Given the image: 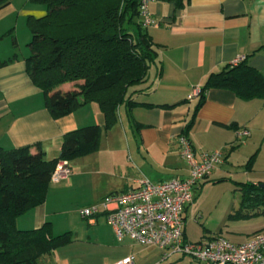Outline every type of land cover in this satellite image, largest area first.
<instances>
[{"label": "crops", "instance_id": "0c3cea01", "mask_svg": "<svg viewBox=\"0 0 264 264\" xmlns=\"http://www.w3.org/2000/svg\"><path fill=\"white\" fill-rule=\"evenodd\" d=\"M148 11L154 23L146 32L157 45L160 73L150 88L133 96L137 104H122L108 116L97 102L89 101L53 117L26 72L28 50L21 47L30 39L25 19L43 16L45 7L9 0L0 8V59L5 61L0 66V147L29 146L33 152L38 146L49 160L59 156L65 134L91 125L98 128L94 149L68 159L71 174L49 181L43 202L16 218L20 230L49 223L52 235L68 233L69 240L42 256V264H113L128 255H133V264H183L185 258L188 264L180 254L162 259L159 248L128 237L119 242L103 213L90 219L80 210L109 194L138 187L143 179L185 178L188 165L178 155L177 138L189 122L187 136L196 156L223 151L194 191L204 183L229 182L233 190L236 182L264 185V100L241 99L222 88H209L201 101L199 96L188 98L210 73L239 59H247L264 75V0H150ZM21 17L25 21L20 33L18 22L12 21ZM71 84L59 88H73ZM242 129L249 135L238 136ZM190 206L182 212L188 241L221 235L240 244L264 229V206L250 208L245 203L231 216L250 222L261 216L250 230L192 238L187 228Z\"/></svg>", "mask_w": 264, "mask_h": 264}, {"label": "trees", "instance_id": "16d2710c", "mask_svg": "<svg viewBox=\"0 0 264 264\" xmlns=\"http://www.w3.org/2000/svg\"><path fill=\"white\" fill-rule=\"evenodd\" d=\"M8 1L0 0V8ZM29 1L43 5L45 14L26 18L30 39L25 68L53 117L89 101L113 116L118 106L137 104L133 96L150 88L159 76L157 45L141 25L140 0ZM4 63L0 59V66ZM151 68L149 84L144 85ZM72 82L73 88H59ZM209 88L228 89L245 100H264V75L244 58L210 73L199 88L200 101ZM189 125L180 133L187 139ZM97 136L95 125L67 133L59 156L49 160L38 146L33 152L29 146L0 147V264H42V256L69 240L68 233L52 235L49 223L20 230L16 218L43 202L56 162L94 149ZM235 184L240 204L264 206V185Z\"/></svg>", "mask_w": 264, "mask_h": 264}, {"label": "built area", "instance_id": "2783aa9c", "mask_svg": "<svg viewBox=\"0 0 264 264\" xmlns=\"http://www.w3.org/2000/svg\"><path fill=\"white\" fill-rule=\"evenodd\" d=\"M149 1L140 0L139 4L144 28L154 23L148 11ZM199 92V88H193L188 98L198 96ZM237 135L246 137L249 131L238 130ZM177 141L178 155L188 165L185 178L160 182L143 179L138 187L109 194L83 207L80 210L82 217L91 219L103 213L117 241L128 237L139 245L155 246L162 251V259L180 254L188 258V264H264V229L240 244L221 235L198 241L185 238L182 212L191 204L195 186L220 162L223 151H204L196 156L186 137L179 135ZM70 174L68 161L60 159L50 181H60ZM133 259V255H128L113 264H133Z\"/></svg>", "mask_w": 264, "mask_h": 264}, {"label": "rangeland", "instance_id": "374dc122", "mask_svg": "<svg viewBox=\"0 0 264 264\" xmlns=\"http://www.w3.org/2000/svg\"><path fill=\"white\" fill-rule=\"evenodd\" d=\"M12 17L9 19L12 20ZM25 20L21 17L18 20L13 19L12 21V24H15V21L18 22L17 25L20 33L22 28H24L23 21ZM8 22L4 20L3 24ZM21 47L26 48L25 51H27L25 43ZM74 84L72 82L71 86ZM233 187V184L229 182L219 184L204 183L194 191V199L187 213V228L190 237L196 238L199 234L205 236L220 233L227 234L228 231L246 232L262 220L261 216L253 219L251 222L231 216V214H235V210L239 207L241 200L239 191L233 190ZM185 262L186 258L183 264Z\"/></svg>", "mask_w": 264, "mask_h": 264}]
</instances>
